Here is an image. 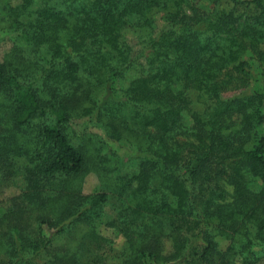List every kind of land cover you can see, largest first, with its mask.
Here are the masks:
<instances>
[{
    "label": "trees",
    "instance_id": "trees-1",
    "mask_svg": "<svg viewBox=\"0 0 264 264\" xmlns=\"http://www.w3.org/2000/svg\"><path fill=\"white\" fill-rule=\"evenodd\" d=\"M15 1L0 0V181L24 187L0 215V264L263 261L264 71L250 62L264 68V0ZM79 120L139 152L135 170L91 168ZM88 171L118 202L114 263L96 233L109 195L80 192Z\"/></svg>",
    "mask_w": 264,
    "mask_h": 264
},
{
    "label": "rangeland",
    "instance_id": "rangeland-1",
    "mask_svg": "<svg viewBox=\"0 0 264 264\" xmlns=\"http://www.w3.org/2000/svg\"><path fill=\"white\" fill-rule=\"evenodd\" d=\"M10 5L14 6L17 4L15 0H9ZM198 8L201 9H209L210 2L208 0H193ZM155 23V34L158 30H160L164 26V22L161 18V15L157 14L153 16ZM124 35L128 38V40L136 41L138 37L133 34L131 31L124 30ZM1 35V34H0ZM3 36V35H2ZM0 36V60L3 56L10 50L12 45V41L10 40V36H4L1 40ZM254 65L255 69L259 72L264 71V68H261L253 61L250 62ZM263 74L259 73L257 78V83L255 85V89L260 91L264 87V72ZM135 74L133 72L129 73L121 85H127L128 81L133 78ZM195 93L189 94V97L192 100H195ZM229 96V94H226ZM194 102V108L199 109V106L196 101ZM189 123V120H187ZM72 129L74 132L80 136L82 133L84 135H93L96 136V139H93V144H89L91 157L89 161H91L90 166L94 168L95 163L100 165L102 163L103 167L106 170H110V175H120L122 173H129L135 170L136 162L140 153L137 152L134 148L130 147L123 141L116 142L108 139L105 134L97 129L91 127L86 120H79L72 123ZM99 150L97 151V149ZM24 187V182L21 174H17L12 180L9 181H0V215L4 211L5 202L11 197L19 194V192ZM80 192L84 196H95L99 193H107L109 197L106 202L99 209V218L96 225V233L102 237L105 242L104 245L109 250L108 257L109 263L117 262L116 258L123 250L125 249V241L122 235L115 228H110L106 226V221L114 214L116 207L118 206V202L112 194L109 193V190L106 189L102 182L99 179V176L94 171H88L81 177L80 182ZM44 234L47 235V229L44 228ZM219 249L224 250L227 241L224 238L218 239ZM168 250V244H166V251ZM236 264H240L237 262ZM259 264H264V260Z\"/></svg>",
    "mask_w": 264,
    "mask_h": 264
}]
</instances>
